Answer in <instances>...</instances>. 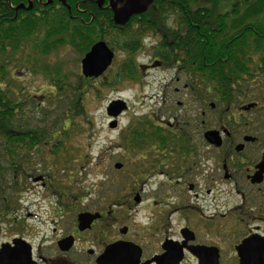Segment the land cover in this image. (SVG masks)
Returning <instances> with one entry per match:
<instances>
[{"label":"flooded vegetation","instance_id":"1","mask_svg":"<svg viewBox=\"0 0 264 264\" xmlns=\"http://www.w3.org/2000/svg\"><path fill=\"white\" fill-rule=\"evenodd\" d=\"M193 15L207 26L198 28L204 70L195 79L187 69L189 13L147 10L120 27L148 29L133 54L142 61L141 84L152 71H173L171 84L185 82L175 94L197 104L195 111L176 101L183 108L169 110L174 123L150 120L148 128L137 119L134 159H126L128 129H121L117 173L132 220L86 200L62 205L55 159H21L20 166L0 159V264H264V52L246 58L262 70L221 92L207 68L235 63L236 30L226 27L234 14ZM87 213L100 217L88 226Z\"/></svg>","mask_w":264,"mask_h":264},{"label":"trees","instance_id":"2","mask_svg":"<svg viewBox=\"0 0 264 264\" xmlns=\"http://www.w3.org/2000/svg\"><path fill=\"white\" fill-rule=\"evenodd\" d=\"M154 5L149 12L189 13L187 44L194 48L189 51L187 69L193 79L204 70L197 55L198 28L207 27L198 23L205 18L193 14L222 12L220 6L234 14L226 27L236 30L237 46L232 66L207 68L210 75L219 78L220 91H228L230 84L238 86L243 83L241 77L263 69L248 67L246 58L249 53L264 52V0H156ZM142 26L122 31L113 21L108 0H66L65 5L57 0H0V159H10V165L18 166L21 159H55L62 166L69 163L73 158L66 141L83 131L81 121L88 122L85 99L91 91L90 83L100 78L84 79L80 73L73 74L63 57L72 52L82 58L99 42L114 52L133 55L142 48L139 35L148 30H142ZM20 72L41 77L44 89L33 93L21 87L16 91L13 85L20 82ZM137 77L132 61L124 62L112 81L104 77L106 81L94 88L95 95L98 98L101 88L113 87L121 79ZM27 103L29 108H36L35 116L24 111ZM131 131L126 136L129 156L133 155L137 135ZM3 162L0 160V164Z\"/></svg>","mask_w":264,"mask_h":264},{"label":"rangeland","instance_id":"3","mask_svg":"<svg viewBox=\"0 0 264 264\" xmlns=\"http://www.w3.org/2000/svg\"><path fill=\"white\" fill-rule=\"evenodd\" d=\"M214 8H217V6ZM221 9L226 10L220 6L219 11H222ZM63 59L73 74H79L81 58H77V55L72 52H67ZM129 60L132 61L135 67L137 63L142 62L138 59H136L138 62H135L133 55L130 56L120 51L115 52L114 62L109 71L98 82L90 83L89 89L91 91L85 99L86 117L89 120L86 123L81 121L83 131L75 132L66 141V147L70 150L73 159L69 163H62L63 166L55 162L56 171L54 170L60 183L59 190L62 205L67 206L74 203L79 206L86 200V204L91 205L92 209L112 211V218H117V220L125 215L124 221L132 220L131 210L129 211L130 215L124 211L132 207V202L127 201V192L123 189L125 180L114 169V165L122 159L119 155L121 129L127 127L126 136L132 132L131 130L135 131L138 127L137 119L146 123L153 120L156 122V126L161 125V121L174 123L170 120L171 113L169 110L183 108V106L179 108L176 101L184 103L183 109L190 107L195 111L197 110L195 100L189 97L182 99L180 94H175L174 88H181L185 82L182 81L178 85L171 84L173 71L163 73L152 71L149 76L143 78L144 84H141L142 77L137 71L138 77L136 80L124 78L113 87L101 88L97 98L94 88L100 87L106 81L103 79L104 77L112 81L119 65H123L124 62ZM17 78L20 82L13 85L16 91L21 87H24L25 91L29 90L33 93L44 89V81L39 76L33 77L25 72H20L17 74ZM164 92L168 97L165 103L163 100ZM119 100L125 103L127 111L122 115L120 113L118 117L112 118L107 114V107L112 102ZM28 105L29 103L25 105L24 111L33 116L36 108L34 106L29 108ZM180 113L182 114V112ZM51 115L53 116V114ZM187 117L189 119L195 118L190 113L187 114ZM80 120H83V118ZM112 120L117 122L116 128L113 129L109 126ZM129 124H131L130 131ZM147 126L150 127L148 123ZM159 131L161 133L163 130L159 129ZM125 142L127 147L128 137H126ZM128 152L130 151L128 150ZM88 157L91 159H88ZM126 159H134V154L129 156L126 153ZM61 186H65L66 189H62ZM33 203H37V201ZM32 208L33 210L37 209L34 206ZM127 216L130 219H127Z\"/></svg>","mask_w":264,"mask_h":264},{"label":"water","instance_id":"4","mask_svg":"<svg viewBox=\"0 0 264 264\" xmlns=\"http://www.w3.org/2000/svg\"><path fill=\"white\" fill-rule=\"evenodd\" d=\"M62 5H65L66 0H57ZM154 0H108V6L112 11L113 21L118 26H124L127 21L135 15L142 14L148 10L153 4ZM115 58V53L108 47L106 43L99 42L93 45L88 53H86L80 60V75L84 79H98L102 78L104 74L111 68ZM127 109L122 101L112 102L107 107V114L112 117H118ZM117 122L112 120L110 128H116ZM119 166L114 165L117 170ZM85 224L89 226L91 221L99 218L100 215L83 214ZM115 247H110L103 254L102 258L107 257L109 252H112Z\"/></svg>","mask_w":264,"mask_h":264}]
</instances>
